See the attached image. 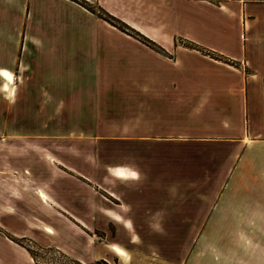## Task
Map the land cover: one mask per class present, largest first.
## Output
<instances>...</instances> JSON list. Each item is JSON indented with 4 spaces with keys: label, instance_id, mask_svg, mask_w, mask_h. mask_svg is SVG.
I'll return each instance as SVG.
<instances>
[{
    "label": "crops",
    "instance_id": "1",
    "mask_svg": "<svg viewBox=\"0 0 264 264\" xmlns=\"http://www.w3.org/2000/svg\"><path fill=\"white\" fill-rule=\"evenodd\" d=\"M87 1L161 48L75 0H0V124L23 110L42 126L0 132V264H37L23 238L139 264L136 238L176 236L250 237L255 260L235 264H264V0ZM193 6L233 14L248 36L198 37Z\"/></svg>",
    "mask_w": 264,
    "mask_h": 264
},
{
    "label": "rangeland",
    "instance_id": "2",
    "mask_svg": "<svg viewBox=\"0 0 264 264\" xmlns=\"http://www.w3.org/2000/svg\"><path fill=\"white\" fill-rule=\"evenodd\" d=\"M3 3L5 4L6 1H3ZM232 15L233 14L228 12L223 13L218 11L212 6H193L191 14V31L204 40L226 43V45L231 47H233V45L236 46L238 41H241L242 38L248 36V31H245L244 26L240 24L238 18ZM10 20L11 18L9 19L5 16V14H2L0 20V63L8 61L7 53L9 49L8 42L10 40V31L7 29V25L9 24ZM128 26L131 27L130 25ZM132 29L135 30L134 28ZM135 31L138 32L137 30ZM135 31L124 32L131 36L137 37ZM138 33L141 34L140 32ZM141 35L144 36L143 34ZM142 36H138V38L147 45L161 48L151 39ZM186 42L187 40L183 37H178V43L185 45ZM9 94L10 92L8 91L1 93L3 105L7 104L10 96ZM1 112L7 116L9 109L2 108ZM17 114H20L19 116L22 117V119L18 120L17 124L9 125L1 122V133H7L9 131L11 132L14 129H17L19 132L27 131L33 133L40 132L42 130V126L31 124L29 121H26V116L23 110H18ZM71 127L72 126H64V130L67 132L72 129ZM78 127L80 129H84L86 126L81 125ZM48 130L49 132H56V126H48ZM97 235L101 241H108L110 238H105L106 236H104V234L98 230ZM114 238L121 240V238ZM23 239L27 245L35 246L34 248H37V252L40 254V264H76L71 260L61 256V254H59L56 250H53L55 248H44L42 245L36 244V242L33 240V242H31V239ZM38 246L42 247L39 248ZM253 246L254 240L250 237L235 238L176 236L160 238H136V244L129 247L132 250V253L127 255V261L129 260L131 263H137L138 261L139 264H235V262L238 261L247 262L250 260H255V252L252 249ZM259 256L258 260H264V253L262 254L263 258ZM123 257L126 258V256ZM115 263L120 264L119 257L116 258L115 262H113V264ZM93 264L109 263L105 260H99Z\"/></svg>",
    "mask_w": 264,
    "mask_h": 264
},
{
    "label": "trees",
    "instance_id": "3",
    "mask_svg": "<svg viewBox=\"0 0 264 264\" xmlns=\"http://www.w3.org/2000/svg\"><path fill=\"white\" fill-rule=\"evenodd\" d=\"M77 1L78 3H80L81 5H83L84 7H86L87 9H89L90 11L96 13L99 17L107 20L108 22H110L111 24H113L114 26L118 27L119 29L123 30V31H135L133 30L131 27H129L125 22H122L119 18H117L116 16L110 14L108 11H106L104 8H102L101 6L99 5H95L93 3H90L89 1L87 0H75ZM136 32V31H135ZM137 34V37L138 36H142L141 34H139L138 32H136ZM144 37V36H142ZM148 41V40H147ZM150 41V40H149ZM149 44V43H148ZM185 45L187 47H190V48H194V49H198L200 51H202L203 53H206V54H209L211 55L212 57L216 58V59H220V60H225L227 62H229V60L224 57L223 55L221 54H216V53H212L210 51H207L205 50V48L203 47H200L198 44L194 43V42H191V41H187L185 43ZM18 242L23 245L24 247H26L28 249V251L30 252V254L32 255V257L34 258L35 262L37 264H40V261H39V258H40V254L37 252V248H34L35 246H31V245H27L25 243V240L24 239H20L18 240ZM31 242H33L31 240ZM39 248H41L42 246H38ZM44 247V246H43ZM45 248V247H44ZM48 249V248H47ZM53 249V248H52ZM53 250H56L59 254H61V256H63L64 258H67L69 260H71L72 262L76 263V264H84L82 262H79L73 258H71L70 256H68L67 254L63 253L62 251H58V249H53Z\"/></svg>",
    "mask_w": 264,
    "mask_h": 264
},
{
    "label": "snow or ice",
    "instance_id": "4",
    "mask_svg": "<svg viewBox=\"0 0 264 264\" xmlns=\"http://www.w3.org/2000/svg\"><path fill=\"white\" fill-rule=\"evenodd\" d=\"M0 75L7 76L8 74L7 73L0 72ZM133 175H135V174L133 173Z\"/></svg>",
    "mask_w": 264,
    "mask_h": 264
}]
</instances>
